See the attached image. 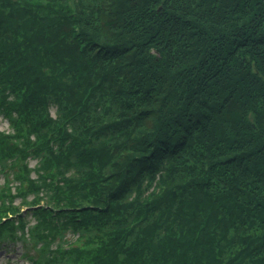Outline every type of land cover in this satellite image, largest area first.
I'll use <instances>...</instances> for the list:
<instances>
[{
	"label": "trees",
	"instance_id": "trees-1",
	"mask_svg": "<svg viewBox=\"0 0 264 264\" xmlns=\"http://www.w3.org/2000/svg\"><path fill=\"white\" fill-rule=\"evenodd\" d=\"M0 116L30 264H264V0H0Z\"/></svg>",
	"mask_w": 264,
	"mask_h": 264
},
{
	"label": "rangeland",
	"instance_id": "rangeland-1",
	"mask_svg": "<svg viewBox=\"0 0 264 264\" xmlns=\"http://www.w3.org/2000/svg\"><path fill=\"white\" fill-rule=\"evenodd\" d=\"M53 116H55V109L51 110ZM0 130H9L7 120L0 116ZM37 161L35 159L30 160V167H34ZM0 182H3L2 176H0ZM68 238L73 239V234H69ZM25 248L21 243L10 244L7 247H0V264H30V261L22 257Z\"/></svg>",
	"mask_w": 264,
	"mask_h": 264
}]
</instances>
